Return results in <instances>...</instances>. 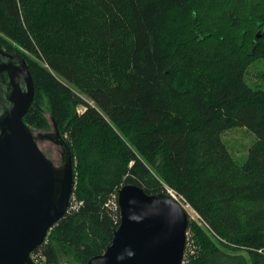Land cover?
Segmentation results:
<instances>
[{
    "label": "trees",
    "instance_id": "trees-1",
    "mask_svg": "<svg viewBox=\"0 0 264 264\" xmlns=\"http://www.w3.org/2000/svg\"><path fill=\"white\" fill-rule=\"evenodd\" d=\"M0 46L34 84L23 122L52 119L73 156L69 209L36 264L101 255L125 185L169 187L200 218L183 264H264V90L244 82L264 60V0H0ZM237 127L255 137L242 165L221 141Z\"/></svg>",
    "mask_w": 264,
    "mask_h": 264
},
{
    "label": "water",
    "instance_id": "water-1",
    "mask_svg": "<svg viewBox=\"0 0 264 264\" xmlns=\"http://www.w3.org/2000/svg\"><path fill=\"white\" fill-rule=\"evenodd\" d=\"M21 70L9 74L12 91L0 105V264H36L31 254L67 213L74 188L72 152L53 120V132L36 138L23 122L34 84L25 60ZM36 140L60 148V167ZM117 205L121 217L111 242L86 264H183L189 216L176 200L125 185L118 190Z\"/></svg>",
    "mask_w": 264,
    "mask_h": 264
},
{
    "label": "rangeland",
    "instance_id": "rangeland-1",
    "mask_svg": "<svg viewBox=\"0 0 264 264\" xmlns=\"http://www.w3.org/2000/svg\"><path fill=\"white\" fill-rule=\"evenodd\" d=\"M20 52L24 53L26 57L35 59V56H32L30 53L23 51L22 48ZM244 82L250 88H255V90H264V60L260 59L256 62L253 61L252 64L246 69L244 74ZM79 111L82 110L81 107L78 108ZM44 115L46 118L49 117L48 113L45 112ZM32 135L36 138L38 133H51L53 132L52 127L47 131H40L31 129ZM221 141L225 145L228 153L232 159L239 165L244 164L247 159L248 151L250 147L255 142L254 135L242 127L232 128L228 131H225L221 135ZM38 148L41 152L54 164V167L58 168L61 166V151L60 148L48 140H36ZM72 208V207H71ZM189 216V222H199V225H202L200 218L195 212L191 209L186 208ZM188 233V232H187ZM188 239L190 234L188 233ZM188 242V241H187ZM59 264H74L70 259H66L62 254H58Z\"/></svg>",
    "mask_w": 264,
    "mask_h": 264
},
{
    "label": "flooded vegetation",
    "instance_id": "flooded-vegetation-1",
    "mask_svg": "<svg viewBox=\"0 0 264 264\" xmlns=\"http://www.w3.org/2000/svg\"><path fill=\"white\" fill-rule=\"evenodd\" d=\"M25 58L15 48L0 46V105L5 102V98L10 95L12 85L9 74H17L21 70ZM25 82L22 77L18 79V87L24 88Z\"/></svg>",
    "mask_w": 264,
    "mask_h": 264
},
{
    "label": "built area",
    "instance_id": "built-area-1",
    "mask_svg": "<svg viewBox=\"0 0 264 264\" xmlns=\"http://www.w3.org/2000/svg\"><path fill=\"white\" fill-rule=\"evenodd\" d=\"M165 191L166 192L164 194H166L167 196L171 197L173 200H176V202H178L180 204V206L183 207V209H185V207L191 209L190 206L187 203H185V201L182 199V197L179 194H177L173 189H171L169 187H165ZM187 237H188V235H187Z\"/></svg>",
    "mask_w": 264,
    "mask_h": 264
}]
</instances>
